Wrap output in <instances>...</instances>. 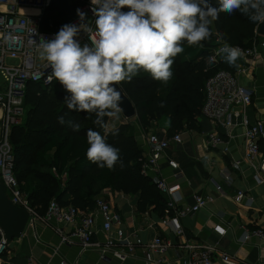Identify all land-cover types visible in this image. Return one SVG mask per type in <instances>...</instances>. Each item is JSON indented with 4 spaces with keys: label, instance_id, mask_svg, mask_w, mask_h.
I'll return each instance as SVG.
<instances>
[{
    "label": "built area",
    "instance_id": "obj_1",
    "mask_svg": "<svg viewBox=\"0 0 264 264\" xmlns=\"http://www.w3.org/2000/svg\"><path fill=\"white\" fill-rule=\"evenodd\" d=\"M52 0H0V180L6 185L7 194L13 203L25 207L29 212L27 226L36 229L38 223H44L47 228L53 229L60 236V244L71 243L72 238H77L82 251L98 250L100 259L106 260L108 253L126 262L131 255L136 256L138 247H144L142 260L146 264H254L237 261L227 251L219 249L216 245L207 244L185 236V228L180 224V219L191 213H196L202 208H207L215 201L212 194L194 193L193 203L183 202L179 191L180 184L170 185L167 178L161 175L159 161L169 146L181 143L182 133L172 136H160L159 133L147 132L144 135V143L147 152L144 155L142 172L157 180V186L167 197V212L163 223L171 225V231L182 241H174L170 237L157 234L153 240L145 244L137 232L128 233L125 228V219L122 213L106 198L98 197L94 208L90 211L81 210L73 205H62L56 199H52L45 213H40L29 200L28 194L20 186L15 174L14 148L11 143V133L14 126L22 122L26 114L25 99L30 83H38L48 90L57 87L66 91L63 86L52 76V69L46 59L41 58L38 44L41 37L47 40L54 39L58 31H45L39 26V16L24 12L25 9H45ZM79 3L78 9L86 13V18L81 21L76 17L68 24L81 23L91 28L87 32L83 28L77 39L81 45H91V39H97L98 33L95 25L96 15L92 11L97 5L92 0H75ZM11 36L13 39H8ZM91 37V39H90ZM206 59L207 69L219 67L225 54L220 49L228 44L239 46L243 50L242 57H260L264 59V38H260L258 32L253 38L251 46L233 45L218 40ZM16 60L17 63H8V60ZM204 104L200 117L206 118L214 127L206 132L204 146L208 150H217L231 156L230 167L241 168L247 164L252 174V179L257 185H264V150L261 148V140L264 139V119L251 123L247 110L252 104L253 90L245 86L238 75L229 70L220 68L209 76L202 87ZM239 134V130H241ZM243 140L244 153L236 157L233 150V141L238 138ZM179 168V164H176ZM53 171L56 173L55 168ZM181 171L175 176L179 177ZM230 180L229 177H225ZM216 190L222 192L223 187L215 182ZM235 200L251 206L253 197L246 191L239 189L235 194ZM98 218L101 219V230L105 232L106 239L100 241L94 239ZM71 227L69 232L63 229V225ZM244 234L242 242H246L253 236L264 240V228L250 229L242 226ZM218 231L223 229L222 235L227 229L217 226ZM0 264H4L2 257L9 249L10 241L5 237L0 228ZM59 244V245H60ZM59 245L53 248V254L59 253ZM174 250L175 256L169 257L167 253ZM32 264V261H30ZM59 264H79L77 260L71 261L61 257Z\"/></svg>",
    "mask_w": 264,
    "mask_h": 264
},
{
    "label": "trees",
    "instance_id": "obj_2",
    "mask_svg": "<svg viewBox=\"0 0 264 264\" xmlns=\"http://www.w3.org/2000/svg\"><path fill=\"white\" fill-rule=\"evenodd\" d=\"M210 2L219 6L218 0ZM78 5L75 0H52L40 18V28L59 31L76 17ZM129 10L127 7L122 9ZM260 24L253 23L239 11L231 15L220 13L210 26V38L195 45H189L187 41L182 43L184 51L173 58V75L164 89L165 94L161 93L160 81L142 69L131 82H119L134 102L136 118L143 129L148 130L153 121L167 116L170 120L167 136L200 130L198 117L204 104L202 87L205 80L220 68L232 73L236 68L222 61L219 67L207 69L206 59L216 40L251 46ZM65 96L70 93L57 87L48 90L38 83H30L25 117L12 129L10 139L14 148L15 174L32 206L43 214L50 201L56 199L62 205L90 211L97 198L110 190L138 194L136 207L139 212L152 210L164 217L167 197L158 188L157 180L142 172L144 153L134 125L125 122L114 130H107L109 117H104V127H100L95 123V113L70 111L64 102ZM61 116L65 121L79 123L80 130L73 131L68 123L61 124ZM88 129L100 132L108 144L120 150L122 165L118 162L113 169L100 168L88 160Z\"/></svg>",
    "mask_w": 264,
    "mask_h": 264
},
{
    "label": "clouds",
    "instance_id": "obj_3",
    "mask_svg": "<svg viewBox=\"0 0 264 264\" xmlns=\"http://www.w3.org/2000/svg\"><path fill=\"white\" fill-rule=\"evenodd\" d=\"M96 15L97 39L81 46L75 39L81 29L91 32L86 24H65L54 39L41 37L38 44L41 58L46 59L52 76L70 96L64 102L70 111L95 113V123L104 127V117H117L122 95L119 82H131L142 69L157 81L172 77L171 66L184 51L182 43L195 45L211 37V24L219 14L236 11L253 23L264 24V0H218V7L210 0H92ZM130 10L125 12L123 8ZM81 21L86 13L77 9ZM8 39H13L9 36ZM220 51L225 61L236 66L243 56L239 46L225 44ZM73 131L79 123L65 121ZM87 158L100 168L113 169L119 162L120 150L106 142L100 132L88 129ZM223 233V229H220Z\"/></svg>",
    "mask_w": 264,
    "mask_h": 264
},
{
    "label": "crops",
    "instance_id": "obj_4",
    "mask_svg": "<svg viewBox=\"0 0 264 264\" xmlns=\"http://www.w3.org/2000/svg\"><path fill=\"white\" fill-rule=\"evenodd\" d=\"M0 9H4L1 7ZM45 9H25L24 12L41 17ZM264 38V36H260ZM219 39L216 40V42ZM12 61V62H10ZM223 61H225V56ZM8 63H17L16 60L9 59ZM235 71L240 81L246 79V85L253 90L252 104L248 107L247 115L251 123L259 119H264V59L260 57H241L236 61ZM160 120V119H159ZM131 122L135 127V134L146 154L147 147L144 143V135L147 133L135 117L133 119H115L110 123L108 121L107 130H114L121 123ZM170 123V120H169ZM200 130L183 131V141L181 143L173 142L163 153L159 165L161 175L167 178L170 185L180 184V195L183 202L193 203L192 195L212 194L215 201L207 208H202L196 213H191L180 219V224L185 228V237L207 244L216 245L219 249L232 254L236 262H250L254 264H264V240L257 236L250 240L242 242L244 229L242 226L250 229L264 228V185H257L247 164L239 168H231V156L217 151L219 154L211 152L204 146L205 134L213 130L211 123L203 117H198ZM150 128V127H149ZM168 128H164L161 136H165ZM242 129L239 130V134ZM202 135L198 139L197 145H192L189 141L192 136ZM191 137H187V136ZM198 137V136H197ZM196 138V136H195ZM261 148L264 150V139L261 140ZM233 154L236 157L243 156V140L233 141ZM179 164V168H176ZM181 171L179 177L175 176L177 171ZM214 175V176H213ZM216 176V178H215ZM229 177L230 180H226ZM1 181V180H0ZM215 182L222 185V192L216 190ZM242 189L248 195L253 197L251 206L235 200L236 192ZM128 196L138 199V194H126L123 192H113L106 190L101 196L109 200L116 209H118L124 219L127 232H137L143 243H150L157 234L170 237L174 241H182L171 231V225L163 223V218L152 210L139 212L135 205L130 202ZM128 202V208L122 201ZM217 226L227 229V233L222 235ZM63 229L69 232L71 227L63 225ZM96 234L94 239L104 241L106 234L101 230V219L98 218L96 225ZM14 240V239H13ZM12 240V241H13ZM71 243L60 244V236L51 228H47L44 223H38L36 229L26 226L21 237L15 238L14 246L10 241L9 249L3 255L4 264H59L61 257L71 261L77 260L79 264H146L144 257V247H138L136 256L131 255L126 262L114 257L111 252L108 253L106 260L100 259V251L89 250L82 251L80 242L77 238H72ZM60 244V245H59ZM59 245V253L53 254V248ZM169 257H174V250L167 253Z\"/></svg>",
    "mask_w": 264,
    "mask_h": 264
},
{
    "label": "water",
    "instance_id": "obj_5",
    "mask_svg": "<svg viewBox=\"0 0 264 264\" xmlns=\"http://www.w3.org/2000/svg\"><path fill=\"white\" fill-rule=\"evenodd\" d=\"M258 34L264 36V24H260ZM115 87L121 92V112L125 119L131 120L137 116V109L134 102L126 94L120 83ZM29 219V212L10 199L7 194L6 185L0 181V228L3 230L8 241L19 238L25 231Z\"/></svg>",
    "mask_w": 264,
    "mask_h": 264
},
{
    "label": "rangeland",
    "instance_id": "obj_6",
    "mask_svg": "<svg viewBox=\"0 0 264 264\" xmlns=\"http://www.w3.org/2000/svg\"><path fill=\"white\" fill-rule=\"evenodd\" d=\"M81 46H83V45H81ZM10 62H12V61H10ZM246 79H243V81H242V83L244 84V85H246V82L247 81H245ZM160 83H161V88H162V90H161V93L162 94H165V92H166V90H164L169 84H170V82L169 81H167L166 83L165 82H162V81H160ZM124 119V120H126L125 119V117H124V115L122 114V112L120 111L119 112V114H118V118L117 117H109V123L112 121V120H115V119ZM130 121V120H129ZM169 125H170V123H169V118L167 117V116H164V117H162L160 120H155V121H153V124H152V126L146 131V132H149V133H153V132H157V133H159V135H160V132H162L163 133V131H161V130H163L164 128H168L169 127ZM164 132H166V130H164ZM195 136H196V138H195V136H192V137H194V138H192V139H190V143L192 144V145H197L198 143V140L200 141L201 140V136L202 135H197V134H194ZM161 136V135H160ZM198 136V137H197ZM187 137H191V136H187ZM198 139V140H197ZM211 152H213V153H216V154H219L216 150H211ZM214 176V175H213ZM215 178H216V176H215ZM128 199L130 200V202L132 203V204H134L135 205V203H136V198L135 197H133V196H128ZM122 201V200H121ZM122 203L125 205V207L126 208H128L129 206H128V202L127 201H122ZM15 240V239H14ZM14 240L11 242V244L13 245L14 244ZM14 246V245H13Z\"/></svg>",
    "mask_w": 264,
    "mask_h": 264
}]
</instances>
